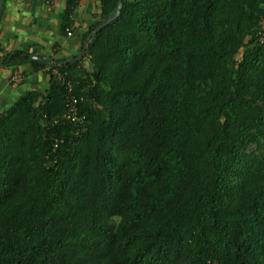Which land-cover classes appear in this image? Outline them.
Returning a JSON list of instances; mask_svg holds the SVG:
<instances>
[{
    "label": "trees",
    "instance_id": "1",
    "mask_svg": "<svg viewBox=\"0 0 264 264\" xmlns=\"http://www.w3.org/2000/svg\"><path fill=\"white\" fill-rule=\"evenodd\" d=\"M100 2L0 114V264H264L263 0H122L92 37ZM69 95L84 123L53 125Z\"/></svg>",
    "mask_w": 264,
    "mask_h": 264
},
{
    "label": "crops",
    "instance_id": "2",
    "mask_svg": "<svg viewBox=\"0 0 264 264\" xmlns=\"http://www.w3.org/2000/svg\"><path fill=\"white\" fill-rule=\"evenodd\" d=\"M70 0H0V114L28 91L48 87L47 67H36L29 56L60 62L76 57L83 37L99 20L100 0H78L70 16ZM22 52L29 59L19 66L6 67V56ZM48 66V65H47Z\"/></svg>",
    "mask_w": 264,
    "mask_h": 264
},
{
    "label": "built area",
    "instance_id": "3",
    "mask_svg": "<svg viewBox=\"0 0 264 264\" xmlns=\"http://www.w3.org/2000/svg\"><path fill=\"white\" fill-rule=\"evenodd\" d=\"M263 9H264V0H263ZM259 29L256 33V40L259 44H264V16L258 23ZM67 35H70V31L67 30ZM67 89L70 92L71 86L69 83H66ZM80 102V99L76 98L73 95H69L67 97V101L65 104V110L61 117L59 119L53 120L52 124H58V123H78L83 124L84 123V117L79 116L78 112V104ZM56 147V145L54 146Z\"/></svg>",
    "mask_w": 264,
    "mask_h": 264
},
{
    "label": "water",
    "instance_id": "4",
    "mask_svg": "<svg viewBox=\"0 0 264 264\" xmlns=\"http://www.w3.org/2000/svg\"><path fill=\"white\" fill-rule=\"evenodd\" d=\"M122 7V0H117V4H116V8L115 10L105 19H103L94 29V31L92 32L91 36L94 37L102 28L106 27L107 25H109L111 22H113L120 14V10ZM88 47V44H86L84 46V48L81 50V52L74 58L71 59H67L64 61H60V62H54L52 60H48V59H42L39 57H35V56H29V59L36 61L38 63L44 64V65H55V66H64L67 64H74L79 62L80 60L83 59L86 49Z\"/></svg>",
    "mask_w": 264,
    "mask_h": 264
},
{
    "label": "rangeland",
    "instance_id": "5",
    "mask_svg": "<svg viewBox=\"0 0 264 264\" xmlns=\"http://www.w3.org/2000/svg\"><path fill=\"white\" fill-rule=\"evenodd\" d=\"M251 150H253V147H250Z\"/></svg>",
    "mask_w": 264,
    "mask_h": 264
}]
</instances>
